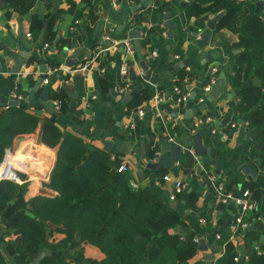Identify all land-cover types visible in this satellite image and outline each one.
<instances>
[{"label": "crops", "instance_id": "0c3cea01", "mask_svg": "<svg viewBox=\"0 0 264 264\" xmlns=\"http://www.w3.org/2000/svg\"><path fill=\"white\" fill-rule=\"evenodd\" d=\"M183 2L190 5L182 6ZM138 4H142V0H0V96L12 100V92L22 86L27 91V98L29 88L35 86L40 77L49 80L47 84H41L35 93V104L31 106V111L40 117L38 128L13 141V150L25 161L24 171L20 172L21 182L15 184L12 193V203L30 202L39 194H57L45 186L54 167L56 150L44 145L41 139L45 123L55 115L62 130L82 136L94 148L110 155L115 169L126 165L133 188L142 189L146 198L180 215V221L170 232H194L197 239L200 236L205 240L207 249L197 250L194 260L215 264L227 253L244 258L252 251L264 252V167L253 152L264 123L254 129L249 127V111L240 96L248 86L260 87L261 79L254 73H241L238 83H231V76L238 70L237 56L243 52L238 34L227 28L209 30L207 25L204 30H198L195 26L197 17L189 15V7L198 3L193 0H151L150 4L134 10ZM168 12L177 24L173 38L168 37L164 20ZM212 17L210 15L209 19ZM133 30L140 32L141 53L152 72L149 80L135 49L134 54L128 56L122 44L113 46L126 39L133 43ZM49 32L55 34L52 41ZM205 33L210 34V42L201 49L198 43ZM105 35L111 38L105 39ZM153 52H157L156 56H152ZM22 53L27 55L24 64L18 73H13L15 61ZM40 58H45L44 73L40 69ZM70 59L76 62L67 65ZM185 59L192 63L179 66ZM125 60L142 79V85L154 91L149 100L134 108L129 103L135 97L125 104L124 96L119 92L123 81L120 67ZM51 68H61V71L50 74ZM212 68L217 69V83L223 81L220 95L210 102L208 94L203 102H199ZM106 74H109L110 90L104 96L100 78ZM180 74L190 82L187 86L189 97L179 107L165 112L163 104L167 99L172 100V88ZM61 89L69 94L67 110L62 109V104L59 109L54 105L60 102L54 99V94ZM43 92L47 94L46 101ZM74 93H78V98L75 109L71 110ZM159 94L163 100L160 103L155 100ZM263 101L264 89L260 101L252 109L260 107ZM203 104H207L205 109L185 118L188 110L198 109ZM158 105L163 109V116L170 117L167 131L155 114ZM140 109L145 111L143 116L138 114ZM199 118H209L212 122V130L205 137V147L210 148L209 157L221 164L220 173L209 164H203L201 172L197 173L202 156L195 148L194 136L199 129L194 131L193 122ZM226 120L232 126L225 123ZM87 121L91 122L88 130L85 128ZM216 121L220 122L218 126L214 125ZM168 133L174 142L168 141ZM175 145L182 149L173 168L152 170L149 167V164L171 156ZM211 173L217 175L218 182L223 183L228 192L240 194L250 190V201L255 204V211L247 215L249 228L230 236L224 244L219 242L216 234L230 233L228 226L240 208L234 202L220 200L216 185L208 179ZM164 175H169L170 179L164 180ZM176 182H182L186 187L171 199ZM210 189L213 190L211 194ZM192 191L198 195L197 207L193 208L189 204ZM203 213H207L208 218L203 217ZM0 219V225L6 226L0 235V251L6 254L7 264H17L7 250L8 246L15 245V231L7 224L10 218L3 214ZM44 240L46 247L42 252L45 256H64V264H101L105 257L96 246L81 242L79 234L67 240L63 225L46 222Z\"/></svg>", "mask_w": 264, "mask_h": 264}, {"label": "trees", "instance_id": "16d2710c", "mask_svg": "<svg viewBox=\"0 0 264 264\" xmlns=\"http://www.w3.org/2000/svg\"><path fill=\"white\" fill-rule=\"evenodd\" d=\"M193 1L198 5L189 7V15L197 17L195 26L198 30L206 28L210 15L225 11L217 29L227 28L238 34L243 52L237 56L238 70L231 76V83L237 84L241 73H254L261 79L260 87L248 86L240 96L249 111V127L254 129L262 125L264 101L257 109L252 106L260 101L264 89V9L256 11L257 0ZM153 17L157 19L155 13ZM48 36L52 41L55 34L49 32ZM134 82L142 85L139 75ZM176 83L186 92L190 82L180 74ZM123 85L121 82L120 88ZM100 87L101 93L107 96L109 74L100 78ZM16 92L27 95L22 86ZM153 93L143 86L129 106L137 107ZM54 99L60 100L63 110L68 109L69 94L65 89L56 92ZM173 101L167 99L163 104L165 112L172 111ZM39 120V115L32 112L25 101L8 107L0 103V162L14 139L34 133ZM90 125L87 121L85 128L88 130ZM41 139L44 145L56 150L54 167L45 186L57 194H39L30 202L12 203L15 183L0 182V217L5 214L10 218L7 224L15 231V245L8 246L7 250L17 264H31L45 249L46 222L63 225L67 240L79 234L81 242L96 246L105 256L101 264H202V261L194 260L198 250L196 234L170 232L180 221V215L146 198L142 189L133 188L129 175L115 169L110 155L94 148L82 136L62 130L55 115L45 123ZM253 152L264 167V129L257 137ZM212 191L210 189V194ZM197 200L198 195L192 191L191 208L197 207ZM203 217L208 218V214L203 213ZM221 234L219 242L224 244L231 234ZM236 256V253L224 254L215 264H264V252L252 251L247 258L240 257L237 261ZM64 259V256H45L40 264H64ZM0 264H7L6 254L1 251Z\"/></svg>", "mask_w": 264, "mask_h": 264}, {"label": "built area", "instance_id": "2783aa9c", "mask_svg": "<svg viewBox=\"0 0 264 264\" xmlns=\"http://www.w3.org/2000/svg\"><path fill=\"white\" fill-rule=\"evenodd\" d=\"M162 27H164L162 25ZM165 34V33H164ZM28 36L31 35V33L27 34ZM105 39H110V35H105L104 36ZM119 44H122L124 46L126 55H133L134 54V47H133V43L132 40L126 39V40H121L119 42H115L113 46L117 47ZM45 47H48V44H45ZM157 52H153L152 56H156ZM176 59H180L179 55H175ZM131 65L129 63V61L125 60L121 67H120V74L122 76V82H124V85L119 89V92L123 95H129L131 94L137 87H138V83L134 84V80L130 78V70H131ZM66 70V68L64 69ZM58 71H61V68H51L48 70V73H56ZM217 72L216 68H212L210 71V75L207 77V81L205 82L204 86H203V91H204V95L199 99V102H203L206 97L208 96V94L214 89V87L217 84V77L215 76ZM144 72H141V75H143ZM48 78H45L43 83L47 84L48 83ZM187 82V79L185 80ZM172 96H173V103L171 104L172 108H177L179 107L184 101H186L189 97V92H184L182 90V88L175 82L174 86L172 88ZM12 100H18L20 102L25 101L26 100V96L18 94L16 91L12 92V96H11ZM83 100L87 101V97H83ZM156 102L163 101L162 100V96L156 95L155 97ZM56 109H59L61 107V103L60 102H55L54 103ZM7 107L9 105H6ZM139 116H143L145 114V111L143 109H140L138 111ZM155 114L158 118H160L162 120V124L166 129V125L168 122V119H170V117L167 115L166 117L163 116V109L158 105L155 109ZM212 122L209 118L207 119H197L193 122V128L194 131L196 132L200 127L202 126H209L211 125ZM167 131V129H166ZM168 141L169 142H174V139L172 138V136H170V134L168 133ZM20 156V154H18V152H16L15 150H13V148H8L5 152L4 158L3 160L0 162V182L7 180V181H11L13 183H20L21 182V176H20V172L24 171V157ZM128 167L126 165H121L118 168L119 172H127ZM164 180H169L170 177L169 175H164L163 176ZM208 179L209 181L213 184L216 185V190L218 193V197L220 198V200L223 203H229V202H234L239 208L240 211L239 213H237L231 220L229 226H228V230L231 234V236L237 234L238 232H240L241 230H245L247 228H249L250 226V220L248 218V214L250 212L255 211V204L250 201V196H251V192L250 190H244L243 192H241L240 194H235L232 192H228L224 186L223 183L218 182V177L216 174L211 173L208 174ZM159 184V182H157ZM134 186L136 187V185L134 184ZM186 185L182 182H176L175 185V191L174 193L171 195V199H175L177 197V195L179 193H181L184 189H185ZM202 222L204 223L205 221L202 220ZM0 223H1V219H0ZM216 238L218 240L222 239V234L221 233H217L216 234ZM195 241H197V238H195ZM240 257L236 256L235 260L237 261ZM244 258H247L244 257Z\"/></svg>", "mask_w": 264, "mask_h": 264}, {"label": "water", "instance_id": "95a60500", "mask_svg": "<svg viewBox=\"0 0 264 264\" xmlns=\"http://www.w3.org/2000/svg\"><path fill=\"white\" fill-rule=\"evenodd\" d=\"M151 0H142V4H138L135 5L133 8L134 10L138 9L139 7H141V5H148L150 4ZM182 6H189L190 4L188 2H183L181 4ZM264 8V2L258 1L256 3V11L259 12L260 9ZM225 14V11H221L219 13H217L216 15H214L212 18H210L206 25L208 27L209 30H216L217 29V25L219 20L221 19V17ZM181 21H183V16H180ZM164 20H165V25L168 28V32L167 35L169 38H173L174 36V31L176 29V22H174L172 20V13L168 12L167 14H165L164 16ZM132 37H133V44H134V49L135 51L138 53V59L140 60V64L142 66V68L147 72V80H149L151 78L152 72L148 69V65L146 64L145 60H144V55L141 53V44L139 43V38H140V32L139 30H133L132 32ZM210 42V34L209 33H205L202 37L201 42L198 43V47H200L201 49H203L206 44H208ZM211 55L206 56L207 58H210ZM27 55L22 53V56L20 58H18L15 61V68L13 70V73H18L21 66L24 64V58H26ZM39 62L41 63L40 69L41 72H46V65H45V58H40ZM76 60L74 59H70L66 62L67 65H72L73 63H75ZM192 62L189 59H185L182 61V63L179 64V66L181 65H188L191 64ZM0 69L1 68V64H0ZM2 71V70H0ZM136 74L134 69L132 68L130 70V78L131 79H135ZM44 78L40 77L37 81V84L31 88H29V93L28 96L26 98V103L30 106H33L35 104V93L40 89L41 84L43 83ZM135 84V82H134ZM223 85V81L219 80L217 85L215 86V88L212 90V92L209 93V97H208V101H212L213 99L218 98V96L220 95L221 92V88ZM143 85H139L131 94L126 95L123 97V102L125 104H127L128 102H130L133 97H135L138 92L140 91V89H142ZM110 95H112V91L110 92ZM47 94L45 92H43V100H47ZM194 97V94L192 95L191 98ZM72 101L70 103V109L74 110L75 109V100L78 98V93H74L71 95ZM0 103L4 104V105H19L21 102L18 100H8L2 96H0ZM207 107V104H203L201 105L198 109H193V110H188V114L185 115V118H191L193 116V113L197 112L198 110H203ZM176 116V114H174ZM226 122H229V120H226ZM220 124V122L216 121L214 122V125L218 126ZM229 126H232V123L229 122ZM209 130H212V125L209 126H202L199 128L198 132L195 134L194 136V144H195V148L196 150L201 154L202 158H201V164L198 166L197 168V173L199 174L202 170V165L203 164H209L212 166H215L216 168V173H220V169H221V164L219 162H217L216 160L211 159L210 156V148L209 147H205L206 142H205V137L206 134ZM181 149L182 147L180 145H175L172 151L171 156L167 157V158H163L162 160H160L157 163H151L149 164V167L152 170H157L160 168H173V165L175 163V161H178L180 159L181 156ZM6 226L4 225H0V235L3 233V231L5 230ZM198 242V250L199 251H205L207 249V247L205 246V240L203 238H201L200 236H198L197 239ZM45 257V253L41 252L38 254V256L31 262V264H40L41 261L44 259Z\"/></svg>", "mask_w": 264, "mask_h": 264}, {"label": "bare ground", "instance_id": "6f19581e", "mask_svg": "<svg viewBox=\"0 0 264 264\" xmlns=\"http://www.w3.org/2000/svg\"><path fill=\"white\" fill-rule=\"evenodd\" d=\"M27 144H28V143H27ZM22 148H23V147H22ZM22 148H21V149H22ZM21 149H20V150H21ZM43 165H44V164H43ZM29 170H30V169H29ZM42 170H43V169H42ZM44 171H45V170H44ZM29 172H30V171H29ZM44 173H45V172H44ZM29 174H30V173H29ZM34 175H35V174H34ZM35 178H36V177H35ZM37 180H38V179H37Z\"/></svg>", "mask_w": 264, "mask_h": 264}, {"label": "rangeland", "instance_id": "374dc122", "mask_svg": "<svg viewBox=\"0 0 264 264\" xmlns=\"http://www.w3.org/2000/svg\"><path fill=\"white\" fill-rule=\"evenodd\" d=\"M22 158V157H21Z\"/></svg>", "mask_w": 264, "mask_h": 264}]
</instances>
